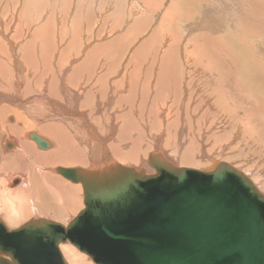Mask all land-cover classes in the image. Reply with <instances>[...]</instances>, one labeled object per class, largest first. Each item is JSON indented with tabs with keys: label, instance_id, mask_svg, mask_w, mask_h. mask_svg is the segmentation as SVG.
<instances>
[{
	"label": "rangeland",
	"instance_id": "obj_1",
	"mask_svg": "<svg viewBox=\"0 0 264 264\" xmlns=\"http://www.w3.org/2000/svg\"><path fill=\"white\" fill-rule=\"evenodd\" d=\"M170 8L173 10H170ZM0 30L2 31H0L2 33L0 34V55L7 56L6 58L12 62V56L18 55L15 70L7 64V70L4 65L1 67L5 82L8 79L11 81L7 83L9 87L6 89L8 92L6 94L11 98L15 95L23 98L20 100L27 107L30 102L21 87L26 86V89L27 87L34 89L32 76L33 79L36 78V91L41 93L39 87L42 86L43 78L38 76L42 72L50 73V69H53L54 72L60 67L71 70L77 60L83 59L85 57L84 53L91 52V50L93 51L90 56L93 57L97 54L103 55L109 51H113L115 56L121 54L126 57L129 52L134 51L136 60H138L136 61L137 65L140 63L153 64L154 68L166 65L172 57L174 59L172 65L178 77L176 99L173 100L174 95L167 94L162 90L159 94L157 89L155 99L150 102L149 96L145 95L147 92L138 91L132 100L136 104V109L132 111L137 115L133 119L135 123L138 124L139 120H142L140 118L143 112H154L161 104H166L169 108L172 104L171 110L167 109L165 113L170 111V116L175 123L163 126L166 123L161 124L158 121L160 117L157 116L156 112L151 115L149 120H151L150 129L152 132L163 130L162 134L164 136L161 134L164 138L162 139V146L165 145L168 148L166 150L173 152V156L176 155L175 151L184 148L189 154H193V158L190 157L192 162L190 160L186 161L192 167L198 168L207 164L211 157L218 160H228L244 172L252 170L257 172L254 173L256 176L261 177V174L264 175V169L261 171L263 173L259 171V169L264 168V157L261 156L264 153V0H0ZM6 41L17 43L16 47H13L14 50ZM66 45L70 46L67 47ZM111 52L108 54L111 55ZM11 53L14 54L11 56L9 55ZM54 53L58 55L56 56ZM73 57L78 59L70 61V58ZM145 57H148V60ZM91 58L88 60L89 64H93ZM196 64L198 66L201 64L210 66L209 69L210 71L212 69V72L215 71L212 75H215L216 78L214 77L215 79L212 82L214 84L211 83L212 85H210L209 89L211 90L208 89L209 85H203L204 88L201 87L202 85H194L193 88L199 87L205 92L201 89L203 95L200 92L197 94L200 95L202 100L199 105L201 109L198 107L194 110L190 106V103L192 105L193 102H190L187 98L190 89L185 85L187 84L186 81L182 84L186 93L180 94L182 85L179 83L181 81L179 77L183 67L195 65L196 67H193L195 70L191 73V76L194 75L195 81V75L199 72V67ZM23 66L29 68L31 74L29 72V74L25 73L27 69ZM16 69L22 71L20 73L17 70L20 75ZM150 70L148 71L150 72ZM227 73L232 75L231 81L229 80L231 89H228V91L223 83V80L228 78ZM15 75H17L16 80L11 77ZM63 78L69 81L72 77L66 79L63 76ZM222 78L224 79L222 80ZM15 83L19 84L18 93L22 92L19 93L20 95H17L14 90L10 93L8 91L11 86H15ZM54 84L58 86V81H54ZM66 84L68 85V83ZM151 86H153V83H150L149 87L147 86L148 89ZM156 88H159V86ZM212 88L214 89L212 90ZM232 89L233 91H231ZM234 92L235 94H233ZM143 95H145L144 98H148L150 104L152 103L149 111L147 109L143 111V105L139 106L137 103V99ZM63 97V95H60V98ZM204 97L209 99H204ZM163 100L166 103L162 102ZM62 101L66 105L68 103V106H65V111L68 114L73 115L76 113V109L73 108L76 105L69 96L67 100L63 99ZM99 101L100 112L102 110L101 113L106 112L105 114H108L106 106L110 105L112 100L102 96ZM93 104L95 103L92 102V108ZM207 104L210 105L208 109L204 108V106L208 107ZM88 105H90V102ZM242 113H245L244 116L241 115ZM234 114H239L241 120L238 121L239 123L234 124L235 127H232L230 123L228 127V122H226L228 118L230 119L233 115L230 120L235 122L237 119ZM8 121L13 122V120ZM241 124L243 128L237 130V128H241ZM179 127H183L181 132H179ZM188 130L191 131V134L192 131H196L197 135L205 131L204 134L200 135L202 137L199 138L201 146L197 144L194 137L189 143V138H186ZM33 131L36 132L37 130L33 129ZM38 133L43 136L40 131ZM209 136L210 138H208ZM48 138L50 137L47 136ZM23 139L31 141L28 137ZM177 139H183V143H180ZM261 143L263 147L257 152L256 147ZM157 145L156 142L152 146L146 145L143 148V155L146 156L147 152ZM37 150L40 149L37 148ZM130 156L129 160L134 161V155L131 154ZM185 157L188 158V156ZM177 160L178 162L184 161V158L179 155ZM254 174H251V176L254 177ZM260 183L263 184L264 180H260ZM260 189L264 193V188ZM64 213L66 217H71L73 214L66 211ZM59 219L65 221L66 218ZM67 246L71 247L70 245Z\"/></svg>",
	"mask_w": 264,
	"mask_h": 264
},
{
	"label": "bare ground",
	"instance_id": "obj_2",
	"mask_svg": "<svg viewBox=\"0 0 264 264\" xmlns=\"http://www.w3.org/2000/svg\"><path fill=\"white\" fill-rule=\"evenodd\" d=\"M170 10L173 9L170 8ZM5 38H7V36H5ZM58 40L61 41L60 39ZM6 42H8L12 48L16 47L17 45L15 41L14 42L6 41ZM66 46L69 47L70 45L69 46L66 45ZM116 49L118 48L116 47ZM12 50H14V48ZM92 51L93 50H91V52ZM19 52L21 53V51ZM43 52L45 53V51ZM91 52L89 51L88 53H84L85 57L83 59L80 58L79 61L77 60L78 58H74V57L70 58V61L77 60V63H75V65L72 66L71 70H67V68L60 67L54 72L53 69L50 68H49L51 70L50 73L42 72V74L38 76L43 78L42 86L39 87L41 93L36 91V87H37L36 78L33 79L32 76V80H33L32 84L34 86V89L32 87H27L26 89V86L21 87L25 93L26 98H28L30 102V105L28 104L29 105L28 107L22 103L23 102L22 100H20L23 98L18 97L16 95L11 98L9 95L6 94L7 92L6 89L9 87L7 83H10L11 81L10 79H8L7 82H5V77L3 75L4 72H2L1 67L3 65L6 67L7 64V66L10 65L9 67L11 68L12 66L13 67L12 69L15 70V67H17L16 65L18 61L17 60L18 55L16 53L15 56L13 55L14 53L9 54L11 56L13 55L12 56L13 62L8 60L6 58L7 56L4 57V55L3 56L0 55V220L3 222V224L5 225L8 231L17 229L27 221L37 218H43L46 220L58 222L62 225H66L84 208V193H83V185L81 181L74 182L66 177L65 179L64 176L57 171V167L80 168L84 172H101L111 167L115 168V166L119 165L125 168L127 167V168H134L136 170H142L144 173H154V169L148 165L149 154L155 156L160 154L161 157L164 158L167 162L171 163L174 167H178V168H192V169L200 170L205 167H212L218 164L219 162L227 163L231 165L233 168L245 174V176H247L250 179V181L255 185V187L264 195L263 191L260 189V188H264V183L263 184L260 183V180L261 181L264 180L263 174H261V177H259L254 174L256 171L253 172L252 170H246L247 172L246 171L244 172L241 169L234 166L233 164H231V162L228 160H218L216 158H211V157L209 158L210 161L207 164L202 165L198 168L192 167L190 163L186 161L190 160L192 162L191 158H193L192 157L193 154L191 153L189 154L188 151H186L184 148H181L179 149V151L177 152L175 151L176 155L173 156L172 155L173 152L166 150L168 148L165 145H164L165 147L162 146V142H163L162 139H164L162 138L163 130L160 132H152V130L150 129L151 120L149 119L151 118V115L154 114L155 112L156 114H158L157 116L160 117L158 121L161 122V124L166 123L163 126H169L173 122L175 123V121L172 120V117L170 116L171 112L169 111L165 113V110L167 109L171 110L172 104L169 108L167 107L166 104L164 105L161 104L158 108L154 110V112L149 111L152 106V103L150 104V102H152L155 99V93L157 89L159 94L162 90L165 91L167 94L174 95L173 100L176 99L177 97L176 96L177 94L175 93H178L177 92L178 77L177 74L175 73L176 70L172 65V61L174 60L172 59V57H170V61H168L166 65L162 67L157 66L154 68L153 64L146 65L145 63L142 64L140 63L139 65H137L138 63L136 64V61L138 60H136L137 58L134 51L129 52V54L126 55V57L125 55H121V54L115 56L113 55L114 54L113 51L112 52L109 51L111 52L112 56L109 55L108 52V53H104L103 55L97 54L96 56L93 57L90 56ZM59 55H61V53H59ZM90 58L92 59L93 64H89L88 60ZM146 59L148 60V57ZM154 60L157 59L154 58ZM60 64L62 63L60 62ZM196 65L197 67H199L198 69L199 72L195 75L196 76L195 81H194V75L191 76V73L195 70L193 68L196 67L195 65L194 66L191 65L185 68L182 66L183 69H181V73L179 77L181 80L179 82L180 85H182L184 81H186L187 84L185 85L188 87V89L192 91L191 93L190 90L188 91L187 98L190 100V102H193L192 105L190 103V106L194 110L197 109L200 103L202 102L200 95L198 96L197 94L200 92L201 95H203L204 92V90L202 89L204 88L203 85L204 86L209 85L208 87L209 89L211 87L210 85L214 84L212 82L216 78L215 75H212V73H214L215 71L212 72V69L210 71L209 69L210 66H207L206 64L205 65L201 64L199 66L198 64ZM23 67L27 69V67L25 66ZM28 69L25 70V73L29 72ZM149 69H151L150 72L148 71ZM17 70L18 69H16V71ZM18 71L17 73L20 72ZM66 71L69 72L66 73ZM29 73L31 74V71ZM227 75L228 78H225L226 80H223L224 78H222V80L224 81L223 83L228 91V89L229 90L231 89L229 80L231 81L232 75L230 73H227ZM34 76L36 75L34 74ZM63 76L66 79L72 77L71 78L72 81H70L71 79L69 81L65 80ZM11 77H13L16 80L17 75ZM73 77L75 78L73 79ZM54 81L55 82L58 81V86H55ZM66 83H68V85ZM150 83L151 84L153 83V86H151L150 89H148ZM18 85H19L18 83H15L14 87L11 86V89L8 90L9 93L10 91L13 90L17 95L19 93H22V92L18 93L19 90ZM194 85L196 86L202 85L201 89L203 90V92L199 87L193 88L195 87ZM158 86L159 88H156ZM181 88L182 89L180 94L182 93L185 94L186 90L184 89L183 85ZM213 89L214 88H212V90ZM142 90L144 91V93L147 92L145 95L149 96L148 98H150L149 100L150 102H148V98L147 99L144 98L145 95H143L139 99H137V103L139 106L143 105V111L147 109L149 113L143 112L142 117L140 118L142 120L141 121L139 120V123L136 124L133 119L134 117L136 118L137 115L136 113L132 112L133 110L136 109V104L132 102V100L133 97L138 93V91H142ZM231 91H233V89ZM233 94H235V92ZM60 95H63L64 97L60 98ZM68 96L72 99V101L76 105L75 107H73L76 109V113H74L73 115L68 114L65 111L66 110L65 106H68V103L66 102L67 103L66 105L62 101L63 99L67 100ZM102 96H106L108 100H112V103L106 106L108 114H105L106 112L104 111H103L104 113H101L102 110L101 112L99 110V104H100L99 100L100 97L102 98ZM204 99H209V98L204 97ZM89 102L90 105H88ZM92 102L95 103L93 104V108H92ZM162 102L166 103L165 100H163ZM253 107L255 108V106ZM199 108L201 109V107ZM204 108L208 109L210 108V105H208V107L204 106ZM244 114L245 113H242L241 115L244 116ZM10 115H12L13 117ZM234 115L237 116L235 122L230 120L233 115L230 117V119L228 118V120H226V122H228L227 123L228 127L230 126V124L232 127H235L236 125L234 126V124L239 123L238 121L241 120L239 114H234ZM8 120H13V122H10ZM185 128L187 129V126ZM242 128L243 127L241 124V128H237V130ZM33 129H35V131L37 130L36 133L38 135H40L38 133L40 131L41 133H43V136L46 134L52 139V140L50 138L47 139V136L43 137L40 135L41 137L49 141L50 146L48 148L46 149L39 148L38 145L28 137V133L33 131ZM182 130L183 127H179V132H181ZM187 132L188 135L186 134V138H189L190 141L189 143H191L192 138L194 137L197 144L200 145L201 140H199V138L202 137V136L200 137V135L204 134L205 131L204 133H200L198 135L196 131L194 132L192 131V134L190 130H188ZM27 137L31 141L23 139ZM208 138H210V136ZM166 140L168 139L166 138ZM177 140L180 143H183L182 142L183 139L182 140L177 139ZM155 142L158 143V145L153 149L149 150L146 156H144L143 148L146 145L152 146ZM259 146L256 147L258 149L257 152H259V149L260 150L262 149L263 144L261 143ZM37 148L40 150H37ZM131 154L134 155L135 158L134 161L129 160V158H131L130 156ZM179 155L181 158H184V161L178 162L177 159ZM185 156H188V158ZM261 156L264 157V153ZM263 169L264 168L259 169L260 173H263L261 172L263 171ZM251 174H254V177H252ZM255 180L257 183L255 182ZM65 211L71 212V214L72 213L73 214L71 215V217H66L64 213ZM59 218H66V219L65 221H60ZM67 245H70L71 247ZM58 248L64 261L67 264H96L86 253L79 250L68 240L64 242H60ZM3 258L10 260L8 255L0 253V259Z\"/></svg>",
	"mask_w": 264,
	"mask_h": 264
},
{
	"label": "water",
	"instance_id": "obj_3",
	"mask_svg": "<svg viewBox=\"0 0 264 264\" xmlns=\"http://www.w3.org/2000/svg\"><path fill=\"white\" fill-rule=\"evenodd\" d=\"M148 165L154 173L57 167L81 181L84 208L66 225L37 218L8 231L0 220V253L10 258L0 264H67L66 240L96 264H264V195L245 174L223 162L178 168L160 154Z\"/></svg>",
	"mask_w": 264,
	"mask_h": 264
}]
</instances>
